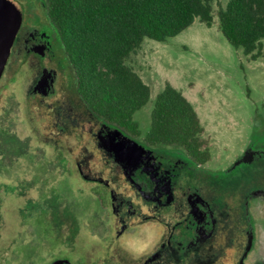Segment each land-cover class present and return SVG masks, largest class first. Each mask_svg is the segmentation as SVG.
Wrapping results in <instances>:
<instances>
[{
    "label": "flooded vegetation",
    "instance_id": "1",
    "mask_svg": "<svg viewBox=\"0 0 264 264\" xmlns=\"http://www.w3.org/2000/svg\"><path fill=\"white\" fill-rule=\"evenodd\" d=\"M9 1L20 10L21 22L6 61L13 62L7 97L17 103L29 130L37 131L25 97L34 92L46 99L56 90L47 83L55 86L58 76H70L56 100L47 101L51 129L40 135L56 145L60 159L59 147L69 140L86 142L68 155V173L87 184L107 223L98 238L77 236L71 247L68 241L50 251L41 264H264L261 227L254 216L259 203L264 227V148L252 146L237 167L209 170L203 166L211 153L199 162L182 148L183 155L160 151L174 145L150 144L141 131L132 135L106 121L80 98L74 67L47 15L46 1L37 4L45 16L38 17V24L47 30L24 20L18 0ZM55 50L64 58H56ZM25 67L35 73L23 96L16 82ZM206 147L210 152L209 142ZM142 229L148 237L138 247L123 243L124 235Z\"/></svg>",
    "mask_w": 264,
    "mask_h": 264
},
{
    "label": "rangeland",
    "instance_id": "2",
    "mask_svg": "<svg viewBox=\"0 0 264 264\" xmlns=\"http://www.w3.org/2000/svg\"><path fill=\"white\" fill-rule=\"evenodd\" d=\"M18 1L24 20L42 28L38 24L42 20L38 17H45L38 6L42 0ZM226 2H212L210 26L196 19L166 41L146 38L126 59L150 88L149 101L133 115L142 135L149 127L156 93L169 82L198 113L204 128L202 136L210 147L211 159L203 166L209 170L237 167L252 146L264 148V55L251 60L227 43L217 16ZM42 29L48 28L45 25ZM55 56L64 58L60 50H55ZM12 66L10 58L0 78V95L5 93L0 104V264H41L50 251L68 241L66 246L71 247L70 240L77 236L98 238L106 232L107 223L87 184L68 173V155L86 142L80 139L76 145L69 140L65 147H59L64 155L60 159L56 145L40 135L51 129L47 101L56 100L57 90L70 76H58L55 86L47 83L48 88L52 84L56 90L46 99L34 92L27 94L31 123L38 128L29 130L17 103L7 97ZM34 73L25 67L17 78L23 96ZM17 74L19 71L14 76ZM9 90L14 91V87ZM160 151L183 155L177 146L161 147ZM261 211L257 203L254 216L264 244ZM147 235L148 231L142 229L124 235L123 243L134 249Z\"/></svg>",
    "mask_w": 264,
    "mask_h": 264
},
{
    "label": "trees",
    "instance_id": "3",
    "mask_svg": "<svg viewBox=\"0 0 264 264\" xmlns=\"http://www.w3.org/2000/svg\"><path fill=\"white\" fill-rule=\"evenodd\" d=\"M85 105L106 121L139 135L134 113L150 88L126 63L144 39L175 36L196 19L212 23L214 0H45ZM227 43L249 59L264 55V0H227L217 13ZM193 105L169 82L156 93L145 138L174 145L199 162L210 158L208 140Z\"/></svg>",
    "mask_w": 264,
    "mask_h": 264
},
{
    "label": "water",
    "instance_id": "4",
    "mask_svg": "<svg viewBox=\"0 0 264 264\" xmlns=\"http://www.w3.org/2000/svg\"><path fill=\"white\" fill-rule=\"evenodd\" d=\"M20 22L21 12L17 6L9 0H0V77ZM123 145L125 150V143Z\"/></svg>",
    "mask_w": 264,
    "mask_h": 264
}]
</instances>
